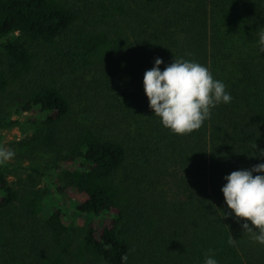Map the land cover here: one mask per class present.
Returning a JSON list of instances; mask_svg holds the SVG:
<instances>
[{"label": "trees", "instance_id": "obj_1", "mask_svg": "<svg viewBox=\"0 0 264 264\" xmlns=\"http://www.w3.org/2000/svg\"><path fill=\"white\" fill-rule=\"evenodd\" d=\"M261 31L264 0H0V134H25L0 163V264H264L219 217L223 177L264 162ZM156 57L207 66L231 102L172 133L143 93Z\"/></svg>", "mask_w": 264, "mask_h": 264}, {"label": "clouds", "instance_id": "obj_2", "mask_svg": "<svg viewBox=\"0 0 264 264\" xmlns=\"http://www.w3.org/2000/svg\"><path fill=\"white\" fill-rule=\"evenodd\" d=\"M260 51L264 53V31L259 33ZM163 59L156 57L142 78L143 93L152 115L174 134L198 129L220 103H230L231 93L222 80L215 79L209 68L195 60L175 59L162 70ZM264 156V151L261 152ZM14 156V151L0 147V163ZM220 188L228 211L219 217H233L241 230L264 245V162L251 168L233 170L223 177ZM234 239L230 236L229 243ZM127 260V255L122 257ZM203 264H219L214 255H206Z\"/></svg>", "mask_w": 264, "mask_h": 264}, {"label": "rangeland", "instance_id": "obj_3", "mask_svg": "<svg viewBox=\"0 0 264 264\" xmlns=\"http://www.w3.org/2000/svg\"><path fill=\"white\" fill-rule=\"evenodd\" d=\"M13 118L16 119V116H14ZM24 136H25V134H22V130L18 126L13 128L10 131H6V132H3L0 134V147H5V148H8V149H11L14 151V156L7 161L15 162L16 161L15 156H17V154L23 152V150L20 149V146H19V144H17V142L20 141L22 139V137H24ZM26 137H27V134H26ZM27 162H28V160L22 164L23 165L27 164ZM25 175L26 174L22 173V171H20V170H13L9 176H10V179H15L16 177L23 178ZM78 198H80V195L78 193L69 190L63 196V200L66 203L65 206L70 209L71 208L70 201H73V200L78 199ZM69 214H70L71 218L73 220H75L74 221L75 224L80 223V221H81L80 218L78 216H75L74 213L72 212V210H70ZM108 222H109V220H107V223Z\"/></svg>", "mask_w": 264, "mask_h": 264}]
</instances>
